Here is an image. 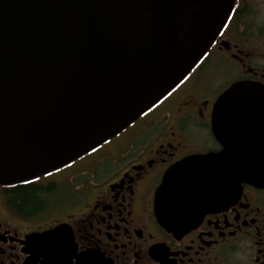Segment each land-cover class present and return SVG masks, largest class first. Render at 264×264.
Here are the masks:
<instances>
[{"label":"water","instance_id":"1","mask_svg":"<svg viewBox=\"0 0 264 264\" xmlns=\"http://www.w3.org/2000/svg\"><path fill=\"white\" fill-rule=\"evenodd\" d=\"M234 0H0V184L44 175L118 135L176 88L223 28ZM222 147L168 170L155 215L186 231L194 206L241 183L264 186V89L216 100Z\"/></svg>","mask_w":264,"mask_h":264},{"label":"flooded vegetation","instance_id":"2","mask_svg":"<svg viewBox=\"0 0 264 264\" xmlns=\"http://www.w3.org/2000/svg\"><path fill=\"white\" fill-rule=\"evenodd\" d=\"M240 82L264 89V0H234L200 62L118 135L44 175L0 184V264H264V186L241 183L194 206L186 231L155 215L168 170L222 150L213 106Z\"/></svg>","mask_w":264,"mask_h":264}]
</instances>
